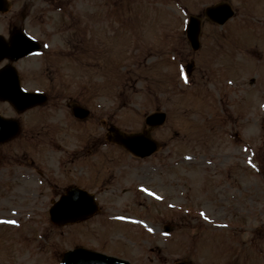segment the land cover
<instances>
[{"label":"rangeland","instance_id":"obj_1","mask_svg":"<svg viewBox=\"0 0 264 264\" xmlns=\"http://www.w3.org/2000/svg\"><path fill=\"white\" fill-rule=\"evenodd\" d=\"M73 1L23 0L27 14L40 17L44 22L48 41H45V51L26 64L44 72L43 90L49 89V78L58 79L65 85L63 95L82 101L91 114L87 122L78 124L80 131L65 109L53 114V100H50L47 107L24 114L23 126L27 129L44 124L57 130L62 118L67 126L61 134L50 128L54 136L50 133L30 138L31 131L23 130L0 147V222L18 218L24 224H0V264H58L56 256L75 245L111 252L131 264H173L181 259H188L192 264H264V152L262 156L258 154L263 138L261 133L255 132V121L245 118L264 114V53L259 50L254 58L260 60H251L247 54L250 48L243 50L240 42L236 47L238 54L226 51L228 55H224L218 49L222 39H216L227 36L257 40L260 35L264 38V0H228L233 2V18L223 25L202 23L203 47L197 52L183 44L188 13H203L206 6L227 0H178L177 3L153 0L171 5L170 10L159 4L160 8H152L151 14L148 5L142 2L140 7L135 3L128 9H117L118 17L115 13L118 4L114 0H109L108 4H104V0H90L95 7L100 5L94 9L83 7L79 0ZM109 9L114 12V18L106 17L110 22L107 23L102 11ZM11 10L7 15L0 14V28L6 25V17L16 13L15 7ZM98 12H102L100 17L94 15ZM152 15L156 16L154 22ZM61 18L64 23L60 26L56 22ZM71 19H76L75 28L65 32ZM72 32L91 38V56L55 52L65 49L60 46H64ZM190 59L195 61V68L185 79L182 68ZM208 65L216 76L210 74ZM254 78L252 89L258 94L253 95L251 103L246 105L247 114L236 123L238 135L230 130L231 121L223 120L222 115L220 123H216L217 118H207L200 113L197 120L193 118L203 111L201 106L205 109L211 106L213 100L207 101V97L213 91L223 96L229 89L228 97L242 96L243 84ZM28 81L32 89L42 90L34 80L28 78ZM199 95L205 96L203 105L198 102ZM225 100L228 102L227 98ZM243 100V97L239 100L242 106L245 105ZM0 110L11 115L6 105L0 104ZM155 110L164 111L167 121L150 132L160 147L145 160L120 154L109 145L103 152L95 147L99 157H89L88 174L79 175L81 169L77 167L73 173L69 162L59 166L66 154L55 152L58 147L54 146L55 150L48 147L43 154L31 151L55 140L61 145L60 152L70 153L85 136V139L102 137L103 119L126 132L140 130L144 116ZM224 115L227 116V110ZM50 116H54V121ZM245 145L254 149L250 167L243 163L245 152L240 148ZM182 147L187 148L183 151ZM22 153H28L32 159L30 167L27 155L22 162L15 163L11 158L12 155L21 157ZM187 156L193 158L190 168L183 167ZM206 159L213 160L218 168L221 164L224 167L209 169L205 174L211 176L213 184L207 181L203 196L202 191L195 193L193 188H186L184 175L189 170V182L197 180L198 174L202 176L199 161ZM150 166L153 169L149 170ZM39 170L47 180L38 177ZM146 170L149 173L142 174ZM75 180L97 189L93 192L100 209L85 222L53 228L47 208L56 190H49L48 185L57 189ZM235 183L240 184V188ZM38 191L43 193L37 194ZM9 194L11 202L7 199ZM169 204L174 209L166 210ZM179 207L191 210L188 217H175L183 210ZM164 225L171 227L170 233H164ZM213 230L225 241L220 239L211 244V251L207 240L201 241L203 245L194 242L209 238ZM182 231L192 236V242L181 241ZM235 233V242L247 239L243 249L230 241ZM180 241L182 244H178ZM260 246L261 252L246 253ZM241 250H245L246 255L240 263L237 259H241L238 256Z\"/></svg>","mask_w":264,"mask_h":264},{"label":"water","instance_id":"obj_2","mask_svg":"<svg viewBox=\"0 0 264 264\" xmlns=\"http://www.w3.org/2000/svg\"><path fill=\"white\" fill-rule=\"evenodd\" d=\"M18 47L19 49H27V46L25 44H20L18 45ZM29 95L30 99L27 103L24 104L26 106L44 101V98L39 94ZM35 97L38 98L34 99ZM85 114L86 112H77V116H85ZM157 117L160 118V116ZM155 119V116H151L148 118V121L153 122ZM11 123L12 122L9 120H3L0 118V141H3L16 133L18 127L15 124ZM125 142L131 149L135 150L133 148V144L139 141L138 138L134 139V136H130L129 140ZM71 191L72 189H69L68 193ZM78 194L80 195H77L76 199L70 198L68 195L63 196L50 208V218L54 223L72 222L78 219L85 218L93 212V210L95 209V204L92 202L91 198L85 196V194L81 192H79ZM61 264H128V262L113 257H107L99 253L89 252L79 248L64 254Z\"/></svg>","mask_w":264,"mask_h":264},{"label":"flooded vegetation","instance_id":"obj_3","mask_svg":"<svg viewBox=\"0 0 264 264\" xmlns=\"http://www.w3.org/2000/svg\"><path fill=\"white\" fill-rule=\"evenodd\" d=\"M16 27H23V28H24L23 24H20V25L18 26L16 21L11 20V21L9 22V25H8V27H7L6 30H7V32H8V29H9V31H12V30H14Z\"/></svg>","mask_w":264,"mask_h":264},{"label":"snow or ice","instance_id":"obj_4","mask_svg":"<svg viewBox=\"0 0 264 264\" xmlns=\"http://www.w3.org/2000/svg\"><path fill=\"white\" fill-rule=\"evenodd\" d=\"M142 191H143V189H142ZM149 195H151V193H149ZM157 198H159V197H157ZM201 215H203V214H201ZM149 231H151V229H149Z\"/></svg>","mask_w":264,"mask_h":264}]
</instances>
